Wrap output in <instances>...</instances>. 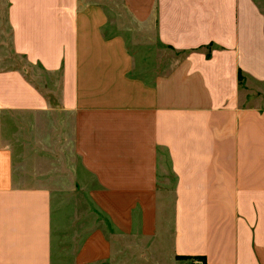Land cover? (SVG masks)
Instances as JSON below:
<instances>
[{
	"label": "crops",
	"instance_id": "1",
	"mask_svg": "<svg viewBox=\"0 0 264 264\" xmlns=\"http://www.w3.org/2000/svg\"><path fill=\"white\" fill-rule=\"evenodd\" d=\"M0 264H264V0H0Z\"/></svg>",
	"mask_w": 264,
	"mask_h": 264
},
{
	"label": "rangeland",
	"instance_id": "2",
	"mask_svg": "<svg viewBox=\"0 0 264 264\" xmlns=\"http://www.w3.org/2000/svg\"><path fill=\"white\" fill-rule=\"evenodd\" d=\"M57 236L59 235V234H63V233H59V232H57V233H55Z\"/></svg>",
	"mask_w": 264,
	"mask_h": 264
}]
</instances>
